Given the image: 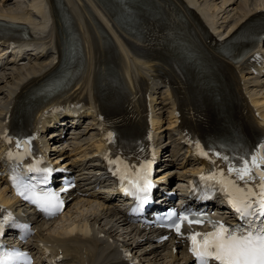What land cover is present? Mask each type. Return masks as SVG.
I'll return each instance as SVG.
<instances>
[{
  "label": "bare ground",
  "instance_id": "1",
  "mask_svg": "<svg viewBox=\"0 0 264 264\" xmlns=\"http://www.w3.org/2000/svg\"><path fill=\"white\" fill-rule=\"evenodd\" d=\"M10 1L12 0H5V3H9ZM21 1L22 0H15L13 4L16 3L15 5H21ZM30 1L31 5L29 7L31 13L28 11L19 12L21 8L0 11V18L25 22L29 27V32L35 36V39H30V46H33L34 49H38L36 51L38 54H36L35 57L38 64L35 68L27 66L12 69L9 77L6 76L5 78V87L1 86V84L4 83L1 80L3 76L0 77V129L3 126L2 115L6 112V109H8L7 113L10 115L11 120L16 117L19 111L25 110L30 120L33 119V115L35 117V115L38 114L36 120H33L34 123H39L41 120L40 112H42L47 104L61 105L70 102H74L75 104H86L85 100H88L90 102V108L87 109L86 114L95 118L94 108L104 111L106 102H113L119 94L124 97L122 100L123 106L126 108L131 107L129 113L135 116L134 120H130L128 123H136V115L142 119L141 114L144 112V106L140 100L144 97L147 85L149 84L148 82H152L154 79V76L150 74L147 75V73H151L152 70L155 72L162 70V73H168L171 65L177 64V61L173 58V54L177 49L168 48L154 50L148 48L147 45L141 46V44H137L134 40H131L133 41L131 42L127 36H125V39L123 37L125 31L123 32V29L116 25L115 21L112 19L116 14L121 16L123 11V6L119 0H98L99 10H97L95 4L90 1L88 2L90 8H88L86 5H76V2L80 0H61L62 5L65 7L62 12L63 18H59L58 11L55 13L52 5L50 9L53 12V21L51 25H49L45 2L52 4L53 0ZM186 1L199 12L209 27L215 30L213 13L210 12L211 8L209 10L208 6V9L205 8L206 6L204 8L201 6V3L203 4L204 2L205 4L207 3L205 1L208 0H204L203 2H200L201 0ZM259 1L260 0H240L237 9L239 11H237L233 17H230V19H224L233 22L226 33H229V31L242 21L253 9H257L255 8L256 6L250 10L248 8L257 5ZM122 2L138 12L151 14L153 11L154 13H152V15L154 17L161 16L167 18L168 21L166 23L171 24L178 31L179 38L188 41L190 45L189 52L199 55L198 48L190 37L194 36L196 33L202 35L204 29L199 18L194 13L191 14L190 10L184 6L180 0H124ZM197 3L200 4V6H198ZM102 4H105V6L110 9H114L116 14L108 13V10L104 8ZM261 5L259 7H261ZM154 7L156 10H154ZM32 11L36 13V16L32 14ZM135 14L136 12H134V15ZM131 16L133 17V13L130 17ZM47 29H49V31H47ZM24 34L28 36L27 32ZM70 36H76L78 38V44L75 42L79 47V52L75 54L77 57L76 64L78 65L76 74L70 71L64 81L61 91L58 93L59 95L54 96L49 103L38 105L34 108L29 99L30 96L38 93L37 91L43 84V81L51 74L55 73L59 66V62L55 65L51 64L49 57L47 55L43 56L46 46L50 45L53 40L55 49L61 53L66 47V38ZM209 48L216 52L214 47L209 46ZM184 49L186 48L178 45L179 61L185 58V54L182 53ZM220 56L228 60L227 66L224 65L221 71L215 72L214 76L217 85L227 87V75L235 77L236 68L234 66H237V64H235L233 56L231 58H226L223 55ZM137 57H144L155 61V63L144 64L138 60ZM168 58L169 64H166V68L159 66L160 62ZM14 61H16V59ZM6 64H8V61ZM240 66L241 69L247 68L244 64H240ZM202 69L208 70L206 66H203ZM144 76H146V78H144ZM183 76L185 79L178 82V89L186 96L188 93V79L184 72ZM241 87L245 88V85L242 84ZM261 116L264 117V112ZM95 125L98 126L97 122ZM178 152L179 150L175 152V157L179 154ZM187 153L188 152L184 153V158L189 155ZM91 164L93 174H95V171H97L95 168L96 164ZM82 165H84V163H82ZM189 172L191 171L186 170L181 173V176H185ZM84 174H80V176H82V181H89V178H86ZM93 177L94 175L91 177L92 181L94 179L96 181V178ZM0 200L3 201L4 205L9 203L8 198L4 197V193L2 192H0ZM110 215L114 218V224L110 225L109 229L105 231L102 237L99 235L100 232L94 229L98 221V215H94L92 219L87 216L82 220H77L70 228L64 226L55 229L57 234L58 231L63 232L56 235V237L46 233V230H42L37 233L36 242H40L41 249L47 253H51L55 249H61L63 258L66 259V262H70L69 264H120L118 262L121 260V257L118 254H114V251L111 250L112 245L107 243V240L110 238L112 240L113 235L117 232L115 224L120 226H126V224L123 220H118V218L113 216L114 212ZM91 226L94 228L92 234L89 235L88 229H92ZM106 226H109V223L106 224ZM137 233L138 230L136 228L123 231L122 235L125 236H122V238L126 241L125 247L136 251L139 250V247L143 246L142 243H136L138 238H136L135 235ZM165 250H167L165 247L155 248L148 254L145 253L143 257L147 255V257H149V262L154 264H159L160 261L167 257L171 260L176 259V255L168 251V256H166Z\"/></svg>",
  "mask_w": 264,
  "mask_h": 264
},
{
  "label": "snow or ice",
  "instance_id": "2",
  "mask_svg": "<svg viewBox=\"0 0 264 264\" xmlns=\"http://www.w3.org/2000/svg\"><path fill=\"white\" fill-rule=\"evenodd\" d=\"M11 142V141H10ZM30 141L18 140L15 142L17 150L23 149V153L17 152L15 158L19 159L28 152ZM260 151L241 155L236 163L227 156L214 153L226 165L225 169L218 168L209 175L201 176V180L213 181L215 186L209 185L210 190H218L228 197V202L241 221L236 226L227 225L222 220H211L203 214L194 212H182L177 214L169 211L165 219L169 221L166 226L176 232L181 238L189 241V251L195 257L197 264H264V145ZM201 154L209 156L210 153L201 150ZM13 158V153H9ZM109 163H117L109 160ZM123 165V161L119 162ZM127 167V166H125ZM148 165L143 166V172L136 179L130 180L131 192L140 204L148 203L151 184L147 180ZM29 172H37L40 179L34 183H25L18 176L11 177L13 187L17 194L29 201L49 217L58 215L63 209V201L58 193L51 191L42 185H47L52 172L51 167L43 169L29 168ZM124 178V177H122ZM3 211V209H0ZM7 213L4 220L0 221V236L3 235L4 224L11 218ZM211 224L212 231H191L185 236L182 227L187 225ZM19 227L28 229L27 225ZM3 245L0 244V248ZM26 260L30 264L27 253L18 250L0 251V264H16Z\"/></svg>",
  "mask_w": 264,
  "mask_h": 264
},
{
  "label": "rangeland",
  "instance_id": "3",
  "mask_svg": "<svg viewBox=\"0 0 264 264\" xmlns=\"http://www.w3.org/2000/svg\"><path fill=\"white\" fill-rule=\"evenodd\" d=\"M22 1H23V4L21 3L22 7L26 8L27 0H22ZM203 1L204 0H201L200 2H203ZM205 2H207V3L204 4V2H203V4L201 6L203 8L206 6L205 8H207V9L209 7V10L211 8L210 11L213 10L212 12L214 13L215 16H217L216 19H218L220 22L227 21V20H224V19H226V18L230 19V17H233L235 15V13H237V11H239V10H237L238 6H239V3H240L239 0H208V1H205ZM15 4H13V7H9L7 9L11 10V9H14V8H21V5H15ZM30 5H31V1L29 3V6ZM0 11H2V10H0ZM10 73H11V71L10 72L8 71V73H5V75H3V77L1 78L2 82L4 83V84H1L2 87H5V82H6L5 78H6V76L9 77ZM1 97H2V95H1ZM0 102H1V99H0ZM79 131L83 132L82 138L90 137L91 133H92V130H89L88 128H86L85 125H82V127L80 128ZM81 155H82V153H79V155H76V157H77L76 159H81ZM91 210H92L91 207H86L83 210V212H81V214H78L77 216L83 217L85 215H88ZM68 222H69L68 220L65 221V222H62V223H60V226L63 225V224H66Z\"/></svg>",
  "mask_w": 264,
  "mask_h": 264
}]
</instances>
